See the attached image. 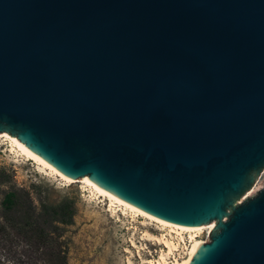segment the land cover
I'll return each mask as SVG.
<instances>
[{"label":"water","instance_id":"95a60500","mask_svg":"<svg viewBox=\"0 0 264 264\" xmlns=\"http://www.w3.org/2000/svg\"><path fill=\"white\" fill-rule=\"evenodd\" d=\"M0 134L264 264V0H0Z\"/></svg>","mask_w":264,"mask_h":264},{"label":"rangeland","instance_id":"374dc122","mask_svg":"<svg viewBox=\"0 0 264 264\" xmlns=\"http://www.w3.org/2000/svg\"><path fill=\"white\" fill-rule=\"evenodd\" d=\"M256 183L257 190L264 187V168ZM9 191L17 192L19 198L6 209L3 200ZM23 202L31 205L35 213L49 212L50 207L60 204L71 208L70 224L59 223L45 214L38 219L58 242V250H63L67 264H151L150 260L167 251L163 242L157 241L160 236L178 245L166 256L167 261L183 254L185 241H179L174 231L142 215H134L116 203L110 204L107 197L95 194L77 179L63 181L25 159L1 138L0 264H25L29 260L50 264L51 251L41 242L31 246L20 232L26 226ZM207 237V230H203L200 238Z\"/></svg>","mask_w":264,"mask_h":264},{"label":"bare ground","instance_id":"6f19581e","mask_svg":"<svg viewBox=\"0 0 264 264\" xmlns=\"http://www.w3.org/2000/svg\"><path fill=\"white\" fill-rule=\"evenodd\" d=\"M4 138L6 142L10 145L11 148H14L16 152H18L21 156H23L27 160H31L34 163L38 164L41 168H44L48 170L50 173H54L58 175L63 181L65 182H72V178L60 173L58 170H56L50 163H48L46 160H44L42 157H40L38 154L33 152L30 148H28L24 143H22L19 139L0 134V139ZM77 182L82 183L84 186L91 189L92 192L95 194H98L99 196L107 197L110 204H118L122 206L125 210L130 211L132 214L142 215L146 218H149L151 220L156 221L157 223L161 224L163 227L167 228L168 230L174 231L175 234L178 237L179 241H182L185 243L183 248V254L178 253L177 255H172L170 261H167L166 256L170 252H172L174 249L177 248V243L168 240L164 236L158 237L157 241L160 240L165 245L167 251L165 253H160L159 257H157L156 260H148L151 264H187L190 257L197 251L198 247H200L202 244L207 242L209 240V235L212 229L215 226V221H210L207 224L197 225V226H184L179 224H174L165 220H162L160 218H157L151 214H148L144 212L143 210L139 209L138 207L114 196L98 184L94 183L89 179V177L83 176L77 178ZM257 183L248 191L245 195H251L253 192L257 190ZM203 230H207L208 237L206 239L200 238V233ZM184 234L186 235V240H184ZM156 237V236H155ZM148 238V237H146Z\"/></svg>","mask_w":264,"mask_h":264},{"label":"trees","instance_id":"16d2710c","mask_svg":"<svg viewBox=\"0 0 264 264\" xmlns=\"http://www.w3.org/2000/svg\"><path fill=\"white\" fill-rule=\"evenodd\" d=\"M19 196L15 191H9L6 193L3 200L4 207L9 209L12 205L16 204V200ZM24 203V202H23ZM24 215L26 218V226L23 229H20V232L25 237L26 241L31 245H37V243H42L46 246L51 252L50 264H67L63 250H58V242L54 241L49 232L45 231V226H41L38 222V219L42 218L45 215L49 217H54V219L62 224H70L72 220V210L67 204H60L53 207H50L49 212L35 213L31 205H26L24 203ZM28 220V221H27ZM57 246V248H56ZM25 264H37L33 260L25 261Z\"/></svg>","mask_w":264,"mask_h":264}]
</instances>
